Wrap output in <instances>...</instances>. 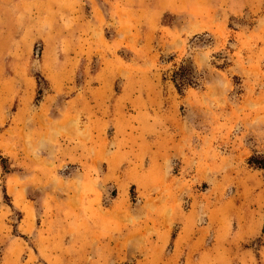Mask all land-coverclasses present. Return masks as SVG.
<instances>
[{"label":"rangeland","instance_id":"1","mask_svg":"<svg viewBox=\"0 0 264 264\" xmlns=\"http://www.w3.org/2000/svg\"><path fill=\"white\" fill-rule=\"evenodd\" d=\"M251 155L264 0H0V264H264Z\"/></svg>","mask_w":264,"mask_h":264},{"label":"trees","instance_id":"2","mask_svg":"<svg viewBox=\"0 0 264 264\" xmlns=\"http://www.w3.org/2000/svg\"><path fill=\"white\" fill-rule=\"evenodd\" d=\"M192 70L185 64L181 63L171 75V82L173 83L176 91L182 93L187 87H192L196 84L194 76L191 75ZM247 163L257 169H260L264 173V157L258 155H251L247 159ZM174 238L173 234L171 236Z\"/></svg>","mask_w":264,"mask_h":264}]
</instances>
